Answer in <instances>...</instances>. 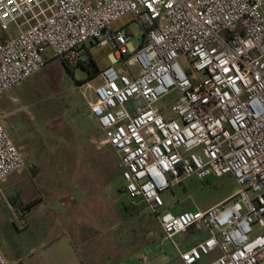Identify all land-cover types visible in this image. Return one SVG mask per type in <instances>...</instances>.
Returning <instances> with one entry per match:
<instances>
[{"label":"built area","instance_id":"1","mask_svg":"<svg viewBox=\"0 0 264 264\" xmlns=\"http://www.w3.org/2000/svg\"><path fill=\"white\" fill-rule=\"evenodd\" d=\"M127 15L144 30L138 48L112 28ZM88 41L113 50L89 110L132 204H146L166 238L209 234L180 252L183 264L217 252L208 264H264V0H0V96L52 57L77 67ZM24 167L0 118V184ZM227 175L238 190L221 204L164 210L173 185ZM0 264H12L1 247Z\"/></svg>","mask_w":264,"mask_h":264},{"label":"rangeland","instance_id":"2","mask_svg":"<svg viewBox=\"0 0 264 264\" xmlns=\"http://www.w3.org/2000/svg\"><path fill=\"white\" fill-rule=\"evenodd\" d=\"M112 28L131 32L132 46L139 47L144 30L132 15L114 22ZM86 47L88 55L80 67L66 66L52 57L41 71L11 88L8 94L19 101L11 107V115L3 120L11 139L21 148L18 149L25 167L0 184V201L13 205L12 211L6 210L3 218L0 217V247L10 258L25 257L52 224L51 208L57 209L59 202L73 196L71 207H79L81 223L107 219L111 226L121 223L113 234L133 236V229H137L144 238L150 237L140 249L149 262L177 258V239L165 237L155 213L143 202L138 205L142 204L140 210L144 215H134V208L130 210L132 216L123 215V206L129 207L132 202L123 192L125 182L120 176L117 152L110 146L98 149L96 145L82 150L81 145L87 146L88 138L98 134L97 127L88 118L89 102L95 100L99 72L110 65L113 53L110 46L98 48L90 41ZM180 61L185 69L191 68L186 58ZM83 63L92 72L91 79ZM8 95L1 96L0 103ZM179 95L175 91L156 106L170 107ZM82 154L86 155V161H80L81 157L77 162L65 163ZM237 190V182L231 175L207 180L192 176L163 193L164 210L174 214L186 209L205 211L226 201ZM26 204L35 205V209L24 217L21 212Z\"/></svg>","mask_w":264,"mask_h":264},{"label":"crops","instance_id":"3","mask_svg":"<svg viewBox=\"0 0 264 264\" xmlns=\"http://www.w3.org/2000/svg\"><path fill=\"white\" fill-rule=\"evenodd\" d=\"M10 90L8 93L6 92L7 95L10 94ZM8 97L9 98H7L6 101L0 103V118L5 127L6 123L3 120L4 117L6 118L11 115V107L13 104H18L19 101L16 96L8 95ZM88 115L89 120L97 127L98 134L96 137L88 138L87 146L85 143L81 145L83 151H87L88 146L95 147L96 142L102 140L104 137V133L98 123L91 118L90 110ZM85 158L86 155L82 154L79 158L65 163H70L72 161L77 162L79 160L86 161ZM33 169L35 171L36 168ZM64 198L65 196L58 200L61 201ZM61 203L59 202L57 209L51 208L50 217L52 218V224L49 225L47 233L42 240L25 257L10 258L4 253L12 264H183L180 258V252L189 250L191 247L197 245L209 236L207 232H197L190 229L184 234L177 235L174 238L177 239L175 242V246L178 249L177 258H163L161 261L149 262V259L143 258L140 249L147 244L150 237L147 239L144 238L137 229H133V236L113 234L114 231L119 230L117 227L122 225L119 223L117 226H111V221L108 219L105 221L85 220V223H81L78 212L79 207H71L73 203H68L67 206H62ZM6 204L0 201L1 218L5 215L6 210L12 211V202L11 204ZM141 205L142 204H131L129 207L123 206V215L132 216L130 210L133 208L136 210L134 215H142L143 212L140 210ZM144 205L147 207L146 204ZM34 209L35 205L26 204L24 208H22L21 216L25 217L30 215ZM183 211H177L176 214ZM17 215L20 214L18 213ZM23 224L24 226H27L25 221ZM213 255L209 257H212ZM218 256L219 255L213 256L211 259L206 257L201 264H208ZM145 260L146 263H143Z\"/></svg>","mask_w":264,"mask_h":264},{"label":"trees","instance_id":"4","mask_svg":"<svg viewBox=\"0 0 264 264\" xmlns=\"http://www.w3.org/2000/svg\"><path fill=\"white\" fill-rule=\"evenodd\" d=\"M86 55H88V53H86ZM81 64H82V62L77 66V67H80L81 66ZM64 65H66V66H68L67 64H65L64 63ZM83 66L85 67V68H87L88 69V67H86V65H84V63H83ZM96 70H98L97 68H95V71ZM88 71H89V79H91L92 77H93V74H92V72H90V70L88 69Z\"/></svg>","mask_w":264,"mask_h":264}]
</instances>
